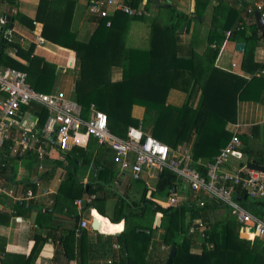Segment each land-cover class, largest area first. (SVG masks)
Masks as SVG:
<instances>
[{"label":"trees","instance_id":"16d2710c","mask_svg":"<svg viewBox=\"0 0 264 264\" xmlns=\"http://www.w3.org/2000/svg\"><path fill=\"white\" fill-rule=\"evenodd\" d=\"M88 1L91 3L95 0ZM143 1L155 5L156 0H124V3L138 11ZM194 2V14L191 18L195 29L191 33L187 52L183 53L182 47L179 46L178 53L172 55L165 51V29L178 30L182 24L188 28L189 21L171 5H159L164 16L163 22L157 19L151 22L150 48L147 51L126 49L121 36L111 32L112 16L98 19L97 28L87 43H81L75 36L66 34L69 17L64 20L55 19L53 24H49L47 19L42 36L56 45L74 51L80 60L81 78L75 84L71 99L79 106L80 116L84 120L88 118L93 106L106 114L109 131L125 139L128 128L139 125V121L131 116V110L133 106H140L156 114L151 136L168 146L171 152L179 146L192 143L190 155L194 163L202 159L212 161L217 156L219 149L230 139L227 126L236 120L238 102L248 98L251 88H264V75L241 77L220 70L215 66V60L225 41L246 43L249 48L245 57H248L264 38V33L259 34L254 22L249 27H245L241 20L233 25L228 24L226 17L221 16L220 5L212 9L211 14L206 15L210 0ZM70 7L72 8L71 4ZM252 14L247 16L251 17ZM216 15L219 17H215ZM206 16L210 18V23L203 41L201 28L206 22ZM127 17L131 21L137 20L138 16ZM107 22H110L109 27L106 26ZM63 23L65 27L62 26ZM246 28L249 34L246 33ZM5 33L0 34V58L3 57L7 44ZM209 46H214V49L206 59L204 51ZM107 49L111 51L112 65L122 68V79L119 82L106 80ZM29 60L30 58L27 59L28 62ZM16 67L15 69L26 72L27 82L35 91L50 95L61 93L51 91L53 79L56 77V67L53 64L44 63L41 69H33L29 65ZM203 142H206V145ZM65 157L70 163L76 159L80 167L86 170L90 168L92 174L86 186H82L76 179V174L72 172L59 186V190L66 188L71 191L69 198L64 200L60 207L67 208L71 214L70 219L77 223L80 217L74 205L73 191L78 190V195L95 196L84 208L99 210L98 204H103L110 196L119 195L114 192L109 195L106 187L113 184L115 179L120 180L122 174L117 172V166L113 163L112 151L104 145H99L93 138L89 139L87 147L77 146ZM257 164L263 165L259 162ZM195 167L201 173L204 172L202 167ZM176 181L174 174L163 170L159 174L151 198L168 199L173 193ZM135 182L131 180L129 184ZM147 192V188H144L139 202L134 204L141 209L136 214L123 212L122 203L127 199L122 195L117 198L118 204L110 222L118 224L124 221V229L120 234L109 237V246L118 243L120 247L118 253L112 251L116 258L113 264L166 263L169 252L158 255L149 253V246L157 231L153 228L156 213L168 220L166 225L162 222L160 224L162 234L159 246L175 248L171 264H205L202 255L192 253L193 248L197 246L193 238L194 232L203 236L204 240L199 249L207 253L210 262L215 261L214 251L219 250L223 253L225 264H264V240L255 238L249 241L241 238L240 224L230 217V214H217L218 211L226 209L224 205L200 197V200L204 201L202 207L197 200L187 206L162 208L146 199ZM59 203L60 200L57 206ZM146 210H150L151 215H148L145 223L143 220L147 216ZM133 218H136L135 221H130ZM196 223H201L203 228L198 231V227L196 230ZM86 234L84 230L79 232L80 237L76 248L73 249V252L77 250V255L74 256L78 260L77 264L86 262ZM52 239L56 240L55 237ZM58 240L61 248L65 250L67 260H70L71 257L67 254L70 251V234L61 235ZM33 251H36V243L31 254ZM30 255L26 264H29Z\"/></svg>","mask_w":264,"mask_h":264},{"label":"crops","instance_id":"0c3cea01","mask_svg":"<svg viewBox=\"0 0 264 264\" xmlns=\"http://www.w3.org/2000/svg\"><path fill=\"white\" fill-rule=\"evenodd\" d=\"M106 1L95 0L90 3L88 0H69V2L68 0H0V19L4 17L6 19L11 9L10 19L12 21V23L10 22L12 24L11 29L9 27L10 23H7L8 27L6 26L8 29L5 33L7 44L5 45L4 55L0 58V66L15 68L16 66L29 65L33 69H41L44 63L53 64L56 67V77L53 79L51 91L53 93L61 92L70 100L75 84L81 78L80 60L74 51L46 40L42 36V32L47 19L49 24H53L55 19L64 20L65 17H69L66 34L75 36V39L81 43L89 42L97 28L99 19L90 10L91 5L95 3L107 8L110 13L109 17L112 16L113 18L111 32L116 36H121L125 48L142 51H147L150 48L151 22L156 19L163 22L164 16L159 5L173 6L178 13L187 17L189 23L188 28L182 24L184 29L181 33L178 32L179 29H165V51L168 55L177 54L180 46L183 53L187 52V46L191 41V33L195 29L191 18L194 14V0H156L155 5L143 1L138 7L141 16H138L137 20L131 21L127 17L128 15L126 16L122 12H114L112 7L106 5ZM113 1L116 4L127 6L124 0ZM256 3H264V0H210L209 11L206 15L211 14L212 9L220 5L221 16L226 17L228 24L233 25L241 20L245 27H249L253 22L255 23V13L251 17L247 16V9ZM215 17L218 18L219 16L216 15ZM209 23L210 18L206 16V22L201 28V39L203 41ZM62 26L65 27V24L63 23ZM257 30L259 34L264 33V28L263 30L257 28ZM62 31L64 32L63 29ZM246 33L249 34L248 28H246ZM237 43L245 45L242 52L235 49ZM14 46L17 48H14ZM247 48L249 47L244 42L225 41L215 60V66L220 70L245 78H251L253 75H264V38L251 54L245 57ZM213 49L214 46L205 49L204 57L206 59L211 56ZM28 58H30L29 62L27 61ZM105 76L107 82H119L122 79V68L112 65L109 49L106 50ZM3 97V93H0V99ZM188 113L189 111L186 113V117ZM131 116L139 121L138 127L135 128H139L143 134L151 136L156 114L143 107L133 106ZM47 120L46 111L39 105H22L17 116L10 120V135L0 148V190H4V193L0 192V264H26L35 243L36 251H33L30 255L29 264L78 263V260L74 258L77 255V250L73 252V249L76 248L77 240L80 237L79 232L84 229L79 227L80 219L77 223L72 221L68 209L60 207L62 202L69 198L71 191L66 188L59 190V186L71 172L74 175L76 174L75 177L82 186H86L92 177L91 169L86 170L80 167L76 159L70 163L68 158L65 157L77 146L61 152L52 144L55 142L54 137L51 139L52 143L45 141L44 129ZM235 123L241 125L239 137L242 136L240 141L242 140L244 143L241 141L242 145L238 155L230 157L223 170L240 173L248 168V165L252 162L256 164L258 162L263 163V165H257L264 167L263 86L251 88L248 98L238 102L236 120L227 126L229 133L231 132V125ZM20 131H27L32 136L29 148H16L14 145ZM89 139L81 147H87ZM49 143L52 145L53 151L49 157L39 160L36 157V150L45 147L46 144H48L46 147L48 149L51 146ZM205 143L203 142L204 145H206ZM191 144H184L177 149L181 152L191 153ZM200 162L206 163L209 160L202 159ZM116 168L117 172L122 174V178L120 180L115 179L113 184L107 186L106 189L109 191V195L114 192L125 196L127 201L122 203L123 212L136 214L141 211L134 204L137 205L139 202L140 194L144 188L148 190L147 200L162 208L169 207L167 199L157 200L151 198V193L156 187L161 172L156 169L143 170L141 178L133 180L129 170L120 172L118 167ZM176 179L172 192L177 200V205L187 206L195 202L197 196L189 190L185 182L178 177ZM131 180L137 182L129 184ZM27 191L32 192V199L25 202L27 205L17 204L16 198L24 195ZM77 191L76 189L73 191L75 194L74 202L77 200L83 201L80 209L75 206L77 215L90 222L89 229L84 230L87 233L85 238V264H108V261L113 264L116 258L112 251L118 253L120 249H114L115 245L119 246L118 243L108 245L109 237L120 234L124 229V221L118 224L110 222V219L114 216L119 195L116 197L110 196L103 204L97 205L99 210H95L84 208V205L88 203L84 202L87 195H78ZM236 194H241L239 189H237ZM237 199H239L244 209L250 210L253 215L261 217L255 209L254 203L246 199L244 195L237 196ZM58 200H60V203L57 206ZM113 205L112 213L109 212L110 214H108ZM225 212L227 210L223 209L218 211L217 214L224 216ZM155 215L156 225L153 223V228L157 231L149 246V253L158 255L169 252L170 249L159 246L162 230L159 229L161 222L157 220H160L162 215L159 213ZM94 220L99 223V233L94 232L91 228ZM107 223L113 226L121 225L122 227L114 233H109L105 229ZM194 228L197 230V223ZM66 234H70V251L67 252L68 256L71 257L70 260H67L65 250L61 248L58 240L61 235L66 236ZM194 234H198V232H194ZM52 237H55L56 240L54 241ZM240 237L243 238L241 235ZM195 244L197 245L196 242ZM198 255L203 256L205 264H225L223 253L219 250L214 251L215 261L211 262L208 261L210 259H208L205 251H201Z\"/></svg>","mask_w":264,"mask_h":264},{"label":"built area","instance_id":"2783aa9c","mask_svg":"<svg viewBox=\"0 0 264 264\" xmlns=\"http://www.w3.org/2000/svg\"><path fill=\"white\" fill-rule=\"evenodd\" d=\"M92 4V14L99 18H107L110 13L107 8ZM106 5L112 7L114 12H122L128 16H141V12L128 6L116 4L113 0H107ZM259 13L264 20V3H256L247 9V14ZM7 21L0 19V34L7 32ZM107 27L110 22H107ZM0 93L4 97L0 99V148L10 135V120L17 116L22 105L37 104L42 107L48 120L45 125V141L54 137L53 146L58 151L65 152L70 147L81 146L89 138L95 139L99 145L109 148L113 154V163L120 172L130 171L133 180L141 178L143 170L156 169L159 172L167 170L186 183L189 190L195 194L199 206H204V199L222 204L230 214L236 217V222L241 226L240 235L247 240L260 238L264 240V173L246 168L240 173L227 172L223 167L230 157L238 155L241 148L239 138L241 125L232 124L230 139L212 161L194 163L190 153L181 152L179 149L171 152L168 146L162 144L150 135H145L139 128L129 127L125 139L113 135L108 128V119L105 113L90 108V114L86 120L80 116V108L67 99L62 93L50 95L35 91L27 82V74L24 71L0 66ZM27 131H20L15 139L16 148H29L31 141ZM44 144V143H43ZM50 144V143H49ZM41 147L36 150V157L43 160L53 151L52 145L47 149ZM18 152V151H17ZM204 169L201 173L195 167ZM239 189L244 197L254 203L255 209L261 217L255 216L250 210L244 209L236 191ZM4 193V190H0ZM32 192L16 198L17 204L27 205L32 199ZM95 196H87L90 203ZM168 206L177 207L178 203L174 194L168 197ZM82 200L75 201L76 207H81ZM90 222L80 217L79 227L88 230ZM203 228L201 223H197ZM192 232V230H191ZM114 249H120L118 245ZM111 264V261H108Z\"/></svg>","mask_w":264,"mask_h":264},{"label":"water","instance_id":"95a60500","mask_svg":"<svg viewBox=\"0 0 264 264\" xmlns=\"http://www.w3.org/2000/svg\"><path fill=\"white\" fill-rule=\"evenodd\" d=\"M10 13H11V9H10V11H9V14L6 16V21H7V23H10V22L12 23V21H11V19H10ZM254 17H255V23H256L257 28H258L259 30H263V28H264V20L261 19L259 13H255ZM11 23H10V25H9L10 29L12 28V24H11ZM183 29H184V25H182V26L179 28L178 32L181 33ZM244 48H245V45H244L243 43H237V44L235 45V49H236L238 52H242V51L244 50ZM248 168H250V169H254V170H257V171H259V172H261V173H264V167H261V166L257 165V164L254 163V162L250 163V164L248 165ZM230 217H232L235 221H237L235 216L231 215ZM97 223H98V222H97L96 220H94V221L92 222V226H91V228H92V230H93L94 232L99 233L100 231H99V229H98ZM175 252H176L175 248H174V247H171V248H170V251H169L168 258H167L165 264H171L172 259H173V257L175 256Z\"/></svg>","mask_w":264,"mask_h":264},{"label":"rangeland","instance_id":"374dc122","mask_svg":"<svg viewBox=\"0 0 264 264\" xmlns=\"http://www.w3.org/2000/svg\"><path fill=\"white\" fill-rule=\"evenodd\" d=\"M113 208H114V205L111 207V209H109L108 214H110L109 212L112 213ZM146 211H147L146 215H151L150 210H146ZM229 214H230V211L225 212V216H229ZM160 217H161V219L160 220L158 219L157 221L158 222H162V224L166 225V223L168 222L167 218L163 217V216H160ZM147 218H148V216H146V218L143 220V222L146 223L147 222L146 221ZM135 219L136 218L130 219V221L133 222V220H135ZM154 220L156 221V219H154ZM155 221H154V224L156 223ZM140 222H142V221H140ZM121 227H122L121 225H114L113 226V225L107 223V225L105 226V229H107V232H109V233H114L115 231L120 230ZM103 231H104V229H103ZM193 238L195 239V242L197 243V246L195 248H193L192 253L198 255L202 251L201 249H199L200 248L199 245L202 242V240H204V239H203V236L201 234H199V233L198 234H194L193 233Z\"/></svg>","mask_w":264,"mask_h":264},{"label":"bare ground","instance_id":"6f19581e","mask_svg":"<svg viewBox=\"0 0 264 264\" xmlns=\"http://www.w3.org/2000/svg\"><path fill=\"white\" fill-rule=\"evenodd\" d=\"M97 221V220H96ZM98 222V221H97ZM99 223H97V226H98Z\"/></svg>","mask_w":264,"mask_h":264}]
</instances>
